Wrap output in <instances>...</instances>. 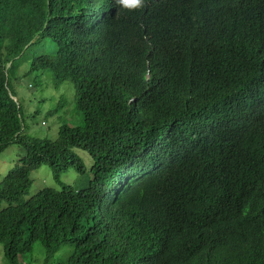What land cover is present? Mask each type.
<instances>
[{"label": "trees", "instance_id": "16d2710c", "mask_svg": "<svg viewBox=\"0 0 264 264\" xmlns=\"http://www.w3.org/2000/svg\"><path fill=\"white\" fill-rule=\"evenodd\" d=\"M11 72L71 82L45 115L80 123L27 136ZM12 145L7 264L35 243L43 264L64 244L56 264H264V0H0V154ZM43 166L87 185L19 203Z\"/></svg>", "mask_w": 264, "mask_h": 264}, {"label": "rangeland", "instance_id": "374dc122", "mask_svg": "<svg viewBox=\"0 0 264 264\" xmlns=\"http://www.w3.org/2000/svg\"><path fill=\"white\" fill-rule=\"evenodd\" d=\"M19 74H22L21 70L19 71ZM14 75L15 73L11 72L10 87L16 100L21 105V114L24 119V133L27 136L39 139L55 140L58 128L62 123H66L68 125H77L80 123L79 118L70 112L72 110L71 108H67L69 110L67 115H64L63 113H60L55 117H47L45 115L46 111L51 110L57 100L66 97L68 93H72L74 91L73 84L71 82H65L57 89L53 86L50 90L46 88L43 89L39 73H33L31 76H25L19 80H16V76L15 79H13ZM32 84H35L36 87H28ZM40 97H42V99H48L49 101L40 103ZM59 117H63V119H61L62 122L58 121ZM75 152L82 160L86 171L87 169L89 170V167L91 166V159L89 155L80 150H75ZM21 154L22 152L20 149L14 145L10 146L0 154V183L6 172L13 167L17 157ZM87 176H90V174L88 173ZM87 176L80 175L75 167H69L67 170L60 173L58 183L54 179L51 169L48 166H43L31 172V187L28 193L21 197L18 202H25L36 193L46 188L54 189L56 191L61 190L62 187L75 190L84 188L87 185ZM12 204H16V202ZM5 205V202L1 203L0 210L5 207ZM67 250L68 244H64L58 253L53 257L51 264H56L66 254ZM44 259V249L40 243H35L30 254L20 257L17 264H43ZM0 264H7L4 259L2 246H0Z\"/></svg>", "mask_w": 264, "mask_h": 264}, {"label": "clouds", "instance_id": "9594fccd", "mask_svg": "<svg viewBox=\"0 0 264 264\" xmlns=\"http://www.w3.org/2000/svg\"><path fill=\"white\" fill-rule=\"evenodd\" d=\"M121 3L124 4L125 6H138L140 3V0H121Z\"/></svg>", "mask_w": 264, "mask_h": 264}]
</instances>
